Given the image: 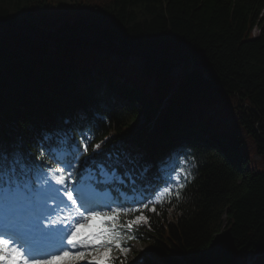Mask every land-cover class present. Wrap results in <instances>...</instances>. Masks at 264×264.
<instances>
[{
    "label": "trees",
    "instance_id": "obj_1",
    "mask_svg": "<svg viewBox=\"0 0 264 264\" xmlns=\"http://www.w3.org/2000/svg\"><path fill=\"white\" fill-rule=\"evenodd\" d=\"M65 131L147 190L195 151L140 264H264V0H0V141L55 165Z\"/></svg>",
    "mask_w": 264,
    "mask_h": 264
},
{
    "label": "snow or ice",
    "instance_id": "obj_2",
    "mask_svg": "<svg viewBox=\"0 0 264 264\" xmlns=\"http://www.w3.org/2000/svg\"><path fill=\"white\" fill-rule=\"evenodd\" d=\"M95 147L99 149L100 145ZM84 151H87L86 145ZM49 159L62 166L46 173L43 162L34 160L18 145H5L0 141V264H56V261H63V264H79L81 261H87V264H113L115 257L111 253L119 251L126 254L129 251L122 246V231L139 227L147 217L141 213L132 220L121 222V216L140 209L123 205L112 207L108 203L98 205L102 209L99 211L86 207L97 197L110 196L113 189L105 187L85 191L70 188L63 174L73 167L72 162L65 164L51 149ZM95 160L96 157L92 156L84 160L83 165ZM57 172L61 175H56ZM71 175L72 172L67 171V177ZM100 175L102 178L96 181L97 187L124 183L115 167L106 170L100 166ZM53 180L55 185L62 187H56ZM38 182H41L39 186ZM169 191V188L164 189V193ZM176 195L179 196V193ZM49 200L58 201L56 208L49 207ZM142 207L148 209L149 204L145 203ZM64 209H74L75 215L69 211L64 217L49 219L52 212ZM150 210L155 212V206ZM46 219L49 225L59 223L62 226L53 233L46 228ZM25 230L44 236L54 234L59 246L55 252H50L28 245L27 242L21 243L18 237L25 234Z\"/></svg>",
    "mask_w": 264,
    "mask_h": 264
},
{
    "label": "rangeland",
    "instance_id": "obj_3",
    "mask_svg": "<svg viewBox=\"0 0 264 264\" xmlns=\"http://www.w3.org/2000/svg\"><path fill=\"white\" fill-rule=\"evenodd\" d=\"M67 1L69 3H74L75 0H64ZM255 33H259V30H255ZM104 53H101L98 56V60L99 61H103L102 57H103ZM119 64V62H117ZM234 111H230L229 113V117L227 119V121L231 122L233 120L234 117ZM171 154L167 153L166 157L164 158L165 161H169L171 162V158H170ZM254 164L256 165V163L254 162ZM197 167V158L195 160L194 156L191 154L190 150H187V152L179 155V157L176 159V161L174 162V164L172 166H170L169 171L171 173V179L169 185L172 187V185L175 182H180L181 178L187 177L190 174H192V170L194 167ZM56 175H61V173H56ZM177 177H179V179H177ZM42 182V181H41ZM39 182V183H41ZM55 182V181H54ZM82 187L77 186L76 189H81ZM223 227H225V223L223 224ZM147 247L146 243L143 242H135L134 244L130 245L127 249H129V251L124 254L123 256H130L131 258L136 257L137 253L139 251H144ZM112 255V253H111ZM115 257V256H113Z\"/></svg>",
    "mask_w": 264,
    "mask_h": 264
},
{
    "label": "bare ground",
    "instance_id": "obj_4",
    "mask_svg": "<svg viewBox=\"0 0 264 264\" xmlns=\"http://www.w3.org/2000/svg\"><path fill=\"white\" fill-rule=\"evenodd\" d=\"M134 258H136V257H134ZM134 258H133V259H134Z\"/></svg>",
    "mask_w": 264,
    "mask_h": 264
}]
</instances>
